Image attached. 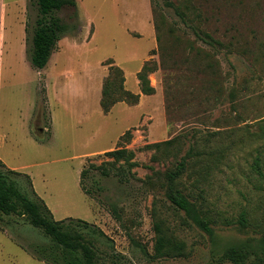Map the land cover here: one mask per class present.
Returning <instances> with one entry per match:
<instances>
[{"label":"rangeland","instance_id":"rangeland-1","mask_svg":"<svg viewBox=\"0 0 264 264\" xmlns=\"http://www.w3.org/2000/svg\"><path fill=\"white\" fill-rule=\"evenodd\" d=\"M153 1L64 6L56 15L68 30L39 69L27 54L35 3L0 0V168L20 171L13 177L30 195L33 188L56 219L82 218L101 229L104 235L82 227L95 242L99 264H234L223 256L227 247H257L264 237V0L203 1L208 19L199 27L224 42L232 38L231 53L229 46L213 48L197 38L157 0L169 25L185 30L175 34L219 50L218 83L185 67L171 69L168 80L160 68ZM147 62L155 67L149 74L153 94L141 92L137 76ZM111 63L122 68L126 88L140 99L118 102L106 113L100 100ZM128 130L130 138H122ZM173 137L169 155L143 148ZM117 148L133 151L137 165L105 155ZM190 150L177 186L203 202L212 234L176 209L160 184ZM156 151L159 160H153ZM84 168L90 195L80 185ZM243 213L246 227L238 222ZM156 222L183 244L182 254H156ZM49 242L25 217L0 219V264H50L29 250Z\"/></svg>","mask_w":264,"mask_h":264},{"label":"trees","instance_id":"trees-1","mask_svg":"<svg viewBox=\"0 0 264 264\" xmlns=\"http://www.w3.org/2000/svg\"><path fill=\"white\" fill-rule=\"evenodd\" d=\"M206 0H164V5L173 8L180 21L189 28H192L197 38L206 43H210L213 48L218 45L229 46L228 52H232L234 40L231 38L224 42L217 38L213 32L207 31L200 26L201 21L207 22L204 15V4ZM37 7V15L33 26L32 35L28 39L27 54L32 66L44 68L50 61L58 41L68 30V24L56 12L64 6H76V0H33ZM243 3L244 0H234L233 3ZM154 5V25L157 30V41L160 55V68L164 70L168 80L170 79L171 69L183 68L190 70L194 77L204 73L209 76L213 83L220 82L217 76L220 74V61L217 58L219 50H209L202 45L197 44L196 38L175 34V26L169 25L162 5L153 1ZM195 21H199L198 24ZM200 23V24H199ZM181 31L183 28L178 27ZM177 28V29H178ZM168 32V36L166 33ZM185 34V30L183 31ZM217 51V52H216ZM155 70V67L148 62L145 63L137 73L139 85L143 94H153L155 87L151 84L149 74ZM195 72V74H194ZM227 79L226 77H224ZM125 75L119 65L111 63L109 65V74L105 78L102 86L100 104L104 112H109L112 107L121 101L131 105L137 104L140 99V93H135L125 86ZM231 98L236 93L230 91ZM131 132L128 130L122 138H130ZM177 137L164 141L147 143L144 149H164L163 153L169 155L172 148L175 147ZM177 155V153H174ZM194 154L193 150L187 151L182 155L174 167L168 168L164 173V179L160 182L165 187L166 196L173 206L184 211L193 223L204 229L209 234L214 232L211 223L212 217L206 209H203V202L191 199L188 193H185L177 186L178 180L187 169L188 158ZM105 155L112 156L114 160L125 159L130 166L137 165L136 161H131L134 152L127 148H117L105 152ZM159 153L154 154L153 160H159ZM5 163L0 159V167ZM103 174L108 175L109 171L102 170ZM13 174H22L14 169L0 168V219L3 215H18L25 217L33 226L40 228L49 238V243L30 245V253L36 258L46 261L50 264H99L100 256L95 242L86 236V231L98 232L104 235L103 231L92 225L89 221L82 218L56 219L46 204L32 188V182L29 183L32 188V194L24 189L19 181L13 177ZM88 169L84 168L80 175V185L86 194L92 191L85 182ZM246 214H242L238 222L246 227ZM157 232V241L155 252L157 255L182 254L183 244L175 241L164 229L161 222L155 224ZM86 232V233H85ZM264 237L260 245L254 247L250 243L232 245L225 249L223 256L231 260L234 264H260L264 262ZM256 254L254 260H250L251 254Z\"/></svg>","mask_w":264,"mask_h":264}]
</instances>
